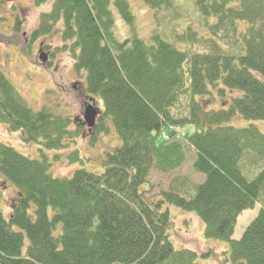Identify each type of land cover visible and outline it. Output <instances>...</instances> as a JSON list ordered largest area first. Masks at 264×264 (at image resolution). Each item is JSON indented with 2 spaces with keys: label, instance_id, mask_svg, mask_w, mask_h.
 Returning a JSON list of instances; mask_svg holds the SVG:
<instances>
[{
  "label": "trees",
  "instance_id": "16d2710c",
  "mask_svg": "<svg viewBox=\"0 0 264 264\" xmlns=\"http://www.w3.org/2000/svg\"><path fill=\"white\" fill-rule=\"evenodd\" d=\"M143 2L153 24L147 35L130 0H113L124 36L112 0H53L41 15L31 44L57 31L61 46H44L50 59L68 54L101 104L91 143L112 130L122 143L106 153L103 172L77 169L67 178L52 175L46 156L0 142V175L16 187L9 218L0 209V264H203L208 255L175 246L170 206L194 214L205 238L228 244L220 264H264V207L232 238L238 217L264 195V133L228 124L237 116L264 121V0H193L199 18L185 27L181 1ZM163 11L172 13L170 35ZM218 99L228 104L215 107ZM0 122L25 143L57 151L83 129L50 107L33 109L2 70ZM186 147L204 180L177 178L149 196L151 171L181 167ZM249 152L259 168L253 178L242 171ZM67 157L81 160L78 149Z\"/></svg>",
  "mask_w": 264,
  "mask_h": 264
},
{
  "label": "rangeland",
  "instance_id": "374dc122",
  "mask_svg": "<svg viewBox=\"0 0 264 264\" xmlns=\"http://www.w3.org/2000/svg\"><path fill=\"white\" fill-rule=\"evenodd\" d=\"M52 1L49 0L47 4L36 5L34 0H4V2L0 0V70L6 74L16 91L29 106L35 110L47 106L55 113L71 116L73 118V129L77 126L83 127L81 135L77 137L74 145L60 151L50 150L38 144L25 143L21 132L11 131L6 123L0 122V142L11 145L19 152L34 159L42 160L44 159L43 156H46L52 163L51 173L55 177H72L77 169L101 173L104 169L103 160L106 153L120 146L122 141L115 130H112L109 134L97 136L95 142L91 143L93 142V129L84 123L83 113L92 99L85 92L82 82L83 77L74 72L72 59L68 54H59L50 59L51 56L46 50L40 51L44 46H49L50 52L61 46L60 36L56 31V33L30 44V48L26 47L28 39L31 40L29 36L39 24L41 15L51 9ZM179 1L182 2V10L178 9V12H181L184 18L183 25L185 27L192 21H196L199 14L193 0ZM130 3L137 16L138 32L141 35H147L153 26L150 11L144 5L143 0H130ZM112 8L118 25L117 29L121 36H124L129 29L127 24L119 18L113 0ZM16 15L19 16L17 27H20L19 23L21 27L14 26L17 30L8 28L7 24L9 22L6 23L4 18L8 17L12 22V17ZM160 18L165 33L172 34L170 28L173 20H169L172 18V13L163 11ZM21 28L26 32L25 36L23 33L20 34ZM202 30L205 29L202 28ZM176 31L183 32L180 28H177ZM116 35L119 39H122L118 33ZM39 53L48 55L47 62L49 59L52 61L49 67V62L47 64L43 62ZM262 78L264 79V77ZM212 104L215 107H221L228 103L218 99ZM96 105L101 110V104L97 100ZM228 124L235 127H249L253 124L264 133V121L247 120L237 116ZM188 128L190 129V126ZM75 149H78L81 160L71 162L67 156ZM185 151L186 161L181 167L167 173L158 169L151 171L149 177L151 187L148 188L150 189L149 196L159 197L160 193L167 190L169 185L177 178H186L187 183H199L204 180V175L197 173L193 168V162L196 158L194 150L191 147H186ZM58 155L62 156L56 159L55 157ZM253 155L254 153L249 152L242 162V171L248 178H253L259 172V168H256L252 162L255 158H253ZM14 196H16V187L11 183H7L0 175V209L6 218L10 216V203ZM263 207L264 195L260 197L254 208L243 211L238 217L233 239L242 237L246 228ZM170 212L175 221L171 235L175 246L181 249L194 250L200 256L203 254L208 255L207 258H200V262L203 264H220L223 259L222 253L228 249V244L222 240L205 238L204 224L194 214L186 213L174 206H170ZM209 251H211V254H209Z\"/></svg>",
  "mask_w": 264,
  "mask_h": 264
},
{
  "label": "water",
  "instance_id": "95a60500",
  "mask_svg": "<svg viewBox=\"0 0 264 264\" xmlns=\"http://www.w3.org/2000/svg\"><path fill=\"white\" fill-rule=\"evenodd\" d=\"M40 59H42L43 62H47L48 60V55L47 54H41ZM101 111L100 109L96 106V101L94 98H92V102L89 103L83 113L84 117V123L89 127H94L96 125V120L97 117L100 115Z\"/></svg>",
  "mask_w": 264,
  "mask_h": 264
},
{
  "label": "flooded vegetation",
  "instance_id": "af4514ba",
  "mask_svg": "<svg viewBox=\"0 0 264 264\" xmlns=\"http://www.w3.org/2000/svg\"><path fill=\"white\" fill-rule=\"evenodd\" d=\"M1 1H3V2H4V0H1ZM5 1H6V0H5ZM18 18H19V16H18V15H16V16H13V17H12V19H11V20H12V22H10V18H8V17H5V18H4V21H6V23H8V22H9V23L7 24V27H8V28L10 27L11 29H13V28H14V26H16V25H17V23H18ZM19 25H20V27H21V24H20V23H19ZM20 27H18V28H20ZM14 29H16V28H14ZM16 30H17V29H16ZM21 30H22V28H21ZM21 30H20V34H21V33H23V34H24V36H25V34H26L25 30H22V31H21ZM11 31H12V30H11ZM14 31H15V30H14ZM23 34H22V35H23ZM29 37H31V35H30ZM30 41H31V40H29V39H28V41H27V42H28V44L26 45V47H27L28 45H30V44H31V42H30ZM22 47H23V46H22ZM44 50H45V49H44V47L40 49V51H41V52H42V51H44ZM48 62H51V60H49Z\"/></svg>",
  "mask_w": 264,
  "mask_h": 264
}]
</instances>
